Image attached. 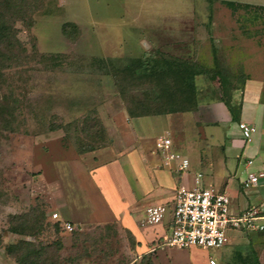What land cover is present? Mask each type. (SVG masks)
<instances>
[{
  "label": "rangeland",
  "instance_id": "374dc122",
  "mask_svg": "<svg viewBox=\"0 0 264 264\" xmlns=\"http://www.w3.org/2000/svg\"><path fill=\"white\" fill-rule=\"evenodd\" d=\"M0 20L24 51L14 50L22 57L0 82V264H18L4 248L19 241L40 253V264H149L129 260L128 236L102 215L90 170L135 152L163 168L154 144L169 135L189 161L182 186L201 173L200 185L216 188L209 178L233 172L225 104L239 105L245 77L264 76V0H0ZM163 59L194 65L195 96L167 94L170 78L116 69ZM250 89L249 101L264 100ZM257 130L264 162V125ZM146 204L138 201L137 212ZM13 225L24 234L10 232ZM198 250L191 261L206 264L208 251Z\"/></svg>",
  "mask_w": 264,
  "mask_h": 264
},
{
  "label": "crops",
  "instance_id": "0c3cea01",
  "mask_svg": "<svg viewBox=\"0 0 264 264\" xmlns=\"http://www.w3.org/2000/svg\"><path fill=\"white\" fill-rule=\"evenodd\" d=\"M242 87L244 95L238 105V123L245 122L252 125L256 132L250 142H245L238 130V123L231 120L233 127L231 126V129L229 127L227 132V146L229 145V147L224 150L237 153L235 155L236 168L233 172L217 174L215 177L209 178V181L211 180V184L218 190L224 191L230 196L231 208L234 212L237 213L247 207H255L264 216V195L260 191L264 188V178L257 186L249 190L241 189V181L247 172L262 171L264 173V162L260 157V152L263 149L262 140L257 132V128H262L264 125V100L262 97L257 98L256 101H249L250 99L246 98L247 94L253 93L250 89L252 87L257 89L256 93H263L264 76H247L244 78ZM226 111L230 115L228 109ZM256 111L257 118L255 119L252 114ZM173 151L180 154L174 149ZM136 153H128L121 158L108 159L92 166L89 182L97 205L101 208L104 207L102 215L105 214L107 218L117 221L128 236L129 260H150L152 264H174L178 260H186L187 264H196L191 260H199L194 256L196 251H200L199 248L180 250L160 246L170 231L168 218L156 225L142 223L146 207L159 204L170 206L173 203L177 185H182L187 174L190 173L189 166L184 173L175 171L177 174L173 175L169 170L172 164H166L162 156L160 162L163 168H159L153 157L146 156V161L143 162L141 155L139 157ZM248 160H252L250 166L246 165ZM226 161L227 159L224 157L221 164L225 165ZM239 165H242L240 170H238ZM201 182L205 184L203 180ZM191 185L192 183L188 186L191 187ZM208 186L211 185L208 184ZM119 201L126 202L123 210L118 206ZM138 201L147 202L141 214L137 212L136 203ZM136 218H139L137 221L139 228L134 225L130 226L132 219L136 220ZM258 223L264 225V219ZM205 251H208L204 255V260H208L206 264H210L211 260L214 261V264H264V230L247 233L231 231L224 247Z\"/></svg>",
  "mask_w": 264,
  "mask_h": 264
},
{
  "label": "built area",
  "instance_id": "2783aa9c",
  "mask_svg": "<svg viewBox=\"0 0 264 264\" xmlns=\"http://www.w3.org/2000/svg\"><path fill=\"white\" fill-rule=\"evenodd\" d=\"M238 130L245 142H250L256 129L245 122H239ZM155 148L165 159L166 164H174L177 172L187 171L189 162L182 155L172 149L169 135H161L155 139ZM252 160L246 162L247 166ZM202 175L193 177L192 187L180 185L175 193L173 203L148 206L143 212L142 223L156 225L168 218L170 231L160 246L187 250L199 248L203 250L220 249L229 239L231 231L253 232L263 231L264 225L259 224L264 219L261 212L255 207H247L239 212L231 208L230 196L214 187L200 185ZM264 178L262 171L247 172L241 181V189L249 190L257 186ZM57 218V214L53 215ZM67 232L73 227L69 223L63 225ZM214 264V261H210Z\"/></svg>",
  "mask_w": 264,
  "mask_h": 264
},
{
  "label": "trees",
  "instance_id": "16d2710c",
  "mask_svg": "<svg viewBox=\"0 0 264 264\" xmlns=\"http://www.w3.org/2000/svg\"><path fill=\"white\" fill-rule=\"evenodd\" d=\"M3 1L4 5L8 4L9 2V0ZM222 3L232 10L236 9L237 7H241L240 4L234 2L223 1ZM245 7H248V5L246 4ZM63 31L65 32V27L63 28ZM14 50H16V52H18L19 50L23 51V48L20 45L19 41L16 39V36L10 25L0 20V82L6 66L10 63H13V61H16L17 59H20V55L16 56L15 54H13V52H15ZM98 64H101L103 69L106 68L104 62L100 61L98 62ZM116 69L120 72H122L123 70V72L129 74L132 78L137 76L142 78H151V76H159L163 79L170 78L171 83L166 85V89H170L169 91H166L167 94H180L189 97L188 99H190V95L192 97L196 95L194 79L197 76L198 72L194 65H190L185 61L166 59L153 60L150 62L141 60L140 62L133 61V63L131 61L130 64L126 63L123 68L119 67ZM0 106H4L2 98H0ZM225 106L230 113L231 120L237 122L239 107L237 105H231L229 102H226ZM40 224H42V222H39V225ZM56 229H59L58 224H56ZM9 231L15 234H24V230L18 228L15 225L10 226ZM30 245L31 244L29 242L19 241L15 244L6 245L4 249L7 255L16 257V262L18 264H40V253L35 250L28 251L27 246ZM1 247L2 240L0 237V248ZM24 249L26 250V252L20 254V252H22V250ZM148 263L152 264L150 260H148Z\"/></svg>",
  "mask_w": 264,
  "mask_h": 264
}]
</instances>
